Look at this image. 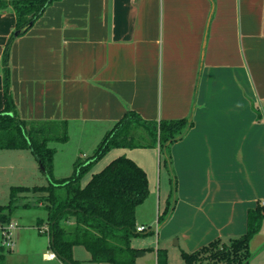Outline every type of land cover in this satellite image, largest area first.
Returning a JSON list of instances; mask_svg holds the SVG:
<instances>
[{
	"label": "crops",
	"instance_id": "0c3cea01",
	"mask_svg": "<svg viewBox=\"0 0 264 264\" xmlns=\"http://www.w3.org/2000/svg\"><path fill=\"white\" fill-rule=\"evenodd\" d=\"M15 27L12 5L0 9V110ZM9 64L21 118L67 120L69 140L54 142L57 179L92 156L128 110L146 120L192 117L170 147L163 181L156 148L106 154L107 165L126 155L145 169L158 218L169 208L163 226L151 228L174 247L168 264L243 235L249 210L264 204V0H58L11 42ZM18 211V259L55 260L49 236L32 229L48 212L23 221ZM249 248V264H264V221Z\"/></svg>",
	"mask_w": 264,
	"mask_h": 264
},
{
	"label": "trees",
	"instance_id": "16d2710c",
	"mask_svg": "<svg viewBox=\"0 0 264 264\" xmlns=\"http://www.w3.org/2000/svg\"><path fill=\"white\" fill-rule=\"evenodd\" d=\"M55 1L58 0H0V9L12 5L16 13V27L3 53L5 106L0 110V149H29L49 179L47 185L11 186L9 202L0 205V228L11 223L14 209L41 206L48 216L46 221H38V227L48 225L49 231L43 234L49 236L51 251L63 264H82L73 254L76 245L85 246L91 254L90 260L97 264H136L137 249L132 246V240L143 234L137 230L136 212L151 192L145 169L123 155L93 173L86 184L82 180L93 164L114 148L159 146L165 162L169 163L171 145L183 138L193 126V119L146 120L134 110H128L105 134L92 156L78 158L70 176L55 178L56 148L51 143L69 140L67 120L21 118L11 91L9 64L11 42L25 34ZM172 178L171 198L177 188V177ZM29 193L38 195L35 204L22 201ZM168 212L169 208L159 216V225L165 223ZM263 221L264 204L259 203L257 208L249 210L247 231L243 235L229 241L213 240L194 252L182 251V256L187 264H249V243L261 230ZM0 247V264H5L4 246ZM157 256L158 264H168L166 250L158 248Z\"/></svg>",
	"mask_w": 264,
	"mask_h": 264
},
{
	"label": "rangeland",
	"instance_id": "374dc122",
	"mask_svg": "<svg viewBox=\"0 0 264 264\" xmlns=\"http://www.w3.org/2000/svg\"><path fill=\"white\" fill-rule=\"evenodd\" d=\"M52 146H55L54 143H51ZM99 144L96 145L95 149L98 147ZM85 148V147H84ZM150 148H156L158 151L155 153V158L157 165L161 166V176L162 181L165 178L166 170L164 167L165 163V154L160 152L159 146L157 147H141L138 149H146L151 150ZM132 149V148H127ZM93 151V150H92ZM110 156V155H109ZM78 159V158H77ZM76 159V160H77ZM107 155L100 159L97 163L93 164L92 168L87 172L84 176L82 183L86 184L90 179L93 173L96 171H100L107 165ZM55 162V160H54ZM104 164V166H103ZM53 174H54V167H53ZM54 177L57 178L54 174ZM49 183L48 177L41 168L40 163L35 158L33 153L29 149H2L0 151V205L7 204L10 200V184L14 185H26L29 187H33L35 185H47ZM24 194L21 195V197ZM27 198L22 199V201H31L35 204L37 194H26ZM158 200V193L154 195V197L148 196L145 201H143L137 208V222L138 225H145L147 230L142 232L143 234H139L135 236L132 240V246L136 247L138 251H136V258H139V264H152L151 258L155 256L156 264H158V256H157V249L166 250L169 259L168 248H174L173 246H169V242H165V239L161 236H157V232H150L151 228H156L158 223V213H157V201ZM156 201V204H155ZM18 210L22 212L21 219L23 221H30L36 218H42L46 214V209L41 206L31 205L25 207H18L13 210L11 213V222L12 218L14 217L18 221ZM26 219V220H25ZM39 221V220H38ZM43 221H46L43 219ZM15 222V221H14ZM17 223V222H16ZM44 225V224H43ZM160 228L163 226L160 224ZM36 234L38 233L39 227L37 230L32 228ZM16 232L17 229L12 233V240L14 242L13 246H5L2 250L6 254V263L5 264H62L61 260L56 258L55 260L50 261V263H46L45 260L42 259L41 256H37L32 261L28 259V257H23L25 260L24 262L22 259H18V243L16 242ZM148 232V234H147ZM41 237L47 239L48 235H40ZM174 243V240L172 241ZM17 244V248L15 245ZM50 246V242H49ZM1 249V247H0ZM50 250H52L49 247ZM175 251V249H174ZM146 254V256H144ZM74 257L82 262V264H97L90 260L91 254L89 250L83 245H76L73 251ZM174 254V253H173ZM27 256V255H26ZM145 259H144V258ZM184 261V260H183ZM182 263L181 257L178 255H174L173 261L171 264H179Z\"/></svg>",
	"mask_w": 264,
	"mask_h": 264
},
{
	"label": "built area",
	"instance_id": "2783aa9c",
	"mask_svg": "<svg viewBox=\"0 0 264 264\" xmlns=\"http://www.w3.org/2000/svg\"><path fill=\"white\" fill-rule=\"evenodd\" d=\"M17 228V225L13 222H11L8 226H6L4 229L0 228V245L1 246H13L14 242L12 240V233L14 231V229ZM158 229V223L157 226L155 228V230ZM137 230L140 232H145L147 230L145 225H139L137 226ZM39 231L41 233H47L49 231L48 225L44 224L42 226L39 227ZM53 256H55V254L53 253L50 254V257L53 258Z\"/></svg>",
	"mask_w": 264,
	"mask_h": 264
},
{
	"label": "water",
	"instance_id": "95a60500",
	"mask_svg": "<svg viewBox=\"0 0 264 264\" xmlns=\"http://www.w3.org/2000/svg\"><path fill=\"white\" fill-rule=\"evenodd\" d=\"M136 256H137V254H136Z\"/></svg>",
	"mask_w": 264,
	"mask_h": 264
}]
</instances>
